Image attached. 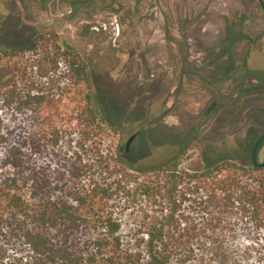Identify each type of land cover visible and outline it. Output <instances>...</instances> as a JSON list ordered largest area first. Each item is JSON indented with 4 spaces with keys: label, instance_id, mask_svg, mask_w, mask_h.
<instances>
[{
    "label": "rangeland",
    "instance_id": "rangeland-1",
    "mask_svg": "<svg viewBox=\"0 0 264 264\" xmlns=\"http://www.w3.org/2000/svg\"><path fill=\"white\" fill-rule=\"evenodd\" d=\"M33 42L38 48L24 50ZM0 48L12 57L2 58L4 66L25 70L3 77L10 86L0 91V135H29L34 179L63 188L80 176L88 190L97 185L111 194L120 177L136 178L128 166L158 171L174 160L212 198L213 180L234 178L229 165H245L264 133V11L257 0H0ZM73 61L86 80L71 73ZM8 89L43 99L21 108L3 94ZM49 122L64 135L57 148L39 152ZM10 139H0V154ZM84 163L107 165V173L91 179L93 171L77 170ZM235 180L248 181L244 172ZM103 197L89 200L104 205Z\"/></svg>",
    "mask_w": 264,
    "mask_h": 264
},
{
    "label": "trees",
    "instance_id": "trees-1",
    "mask_svg": "<svg viewBox=\"0 0 264 264\" xmlns=\"http://www.w3.org/2000/svg\"><path fill=\"white\" fill-rule=\"evenodd\" d=\"M36 48L38 43L33 42L24 50ZM2 58L12 57L0 48V91L10 86L3 82L7 74L25 73L4 66ZM69 68L86 80L85 69L77 62ZM3 94L21 108L43 99L17 89ZM46 126L43 136L49 140L39 152L57 148L65 132L54 122ZM21 131L0 135L3 143L11 136L0 154V264H242L244 259L245 264H264V168H254L249 155L245 165H229L236 170L234 178L227 174L213 180L212 198L199 176L180 173L174 160L158 171L128 166L131 174L136 173L134 181L120 177L108 194V188L97 185L88 190L89 183L80 176L63 188L48 177L34 179L28 166L29 135ZM107 168L92 170L84 163L77 170L93 171L97 175H90L92 179L106 174ZM209 171L213 170L202 175ZM239 172L246 173L247 182L235 180ZM222 192L231 196L222 200L218 197ZM100 195L106 204H91L89 197ZM186 203L197 206L200 214ZM228 209L219 215L218 210Z\"/></svg>",
    "mask_w": 264,
    "mask_h": 264
},
{
    "label": "water",
    "instance_id": "water-1",
    "mask_svg": "<svg viewBox=\"0 0 264 264\" xmlns=\"http://www.w3.org/2000/svg\"><path fill=\"white\" fill-rule=\"evenodd\" d=\"M135 135H131L125 143V152H128L129 146ZM250 162L254 168H264V133L254 142L250 154Z\"/></svg>",
    "mask_w": 264,
    "mask_h": 264
},
{
    "label": "flooded vegetation",
    "instance_id": "flooded-vegetation-1",
    "mask_svg": "<svg viewBox=\"0 0 264 264\" xmlns=\"http://www.w3.org/2000/svg\"><path fill=\"white\" fill-rule=\"evenodd\" d=\"M258 5L264 11V2L262 0H257Z\"/></svg>",
    "mask_w": 264,
    "mask_h": 264
}]
</instances>
